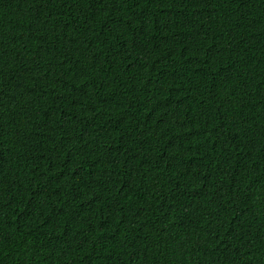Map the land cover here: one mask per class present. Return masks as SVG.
Listing matches in <instances>:
<instances>
[{
  "label": "trees",
  "instance_id": "16d2710c",
  "mask_svg": "<svg viewBox=\"0 0 264 264\" xmlns=\"http://www.w3.org/2000/svg\"><path fill=\"white\" fill-rule=\"evenodd\" d=\"M0 264H264V0H0Z\"/></svg>",
  "mask_w": 264,
  "mask_h": 264
}]
</instances>
